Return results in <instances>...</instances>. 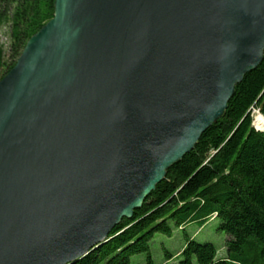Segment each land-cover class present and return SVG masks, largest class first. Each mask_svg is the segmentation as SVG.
<instances>
[{
	"label": "water",
	"instance_id": "water-1",
	"mask_svg": "<svg viewBox=\"0 0 264 264\" xmlns=\"http://www.w3.org/2000/svg\"><path fill=\"white\" fill-rule=\"evenodd\" d=\"M264 0H56L0 81V264H73L223 114Z\"/></svg>",
	"mask_w": 264,
	"mask_h": 264
},
{
	"label": "trees",
	"instance_id": "trees-1",
	"mask_svg": "<svg viewBox=\"0 0 264 264\" xmlns=\"http://www.w3.org/2000/svg\"><path fill=\"white\" fill-rule=\"evenodd\" d=\"M56 0H0V22H11V63L26 43L54 16ZM2 7V8H1ZM2 51L0 48V68ZM264 116V47L258 65L237 82L226 108L200 135L194 147L169 166L132 216L123 218L105 242L73 264H131L144 254L154 264L150 241L155 234L182 230L177 264H264V132L252 126L251 111ZM217 220L225 254L209 242H197L185 226Z\"/></svg>",
	"mask_w": 264,
	"mask_h": 264
},
{
	"label": "rangeland",
	"instance_id": "rangeland-1",
	"mask_svg": "<svg viewBox=\"0 0 264 264\" xmlns=\"http://www.w3.org/2000/svg\"><path fill=\"white\" fill-rule=\"evenodd\" d=\"M11 2V0H10ZM2 8V7H1ZM0 10V12H2ZM11 45V22L8 19H3L0 22V48L2 51L1 65L0 68V78L7 69L8 65L11 63V54L9 48ZM256 109H252L251 118L252 126L254 127V118L257 114L253 113ZM256 131H261L257 130ZM264 132V131H261ZM217 220H212L207 222L202 227L197 223H192L184 227L188 235L193 236V240L203 243L209 242L213 244L216 248L218 257H223L225 254V241L227 239L224 233L218 232L216 230ZM185 238L182 230H176L172 233L171 236H165L162 234H155L152 240L150 241V255L154 264H177L180 260L179 255H175L172 259L169 260L167 253L175 254L177 253L184 245ZM131 264H147L146 257L144 254L135 255L130 257Z\"/></svg>",
	"mask_w": 264,
	"mask_h": 264
},
{
	"label": "bare ground",
	"instance_id": "bare-ground-1",
	"mask_svg": "<svg viewBox=\"0 0 264 264\" xmlns=\"http://www.w3.org/2000/svg\"><path fill=\"white\" fill-rule=\"evenodd\" d=\"M254 125L258 130L264 131V116L257 114L254 118Z\"/></svg>",
	"mask_w": 264,
	"mask_h": 264
},
{
	"label": "built area",
	"instance_id": "built-area-1",
	"mask_svg": "<svg viewBox=\"0 0 264 264\" xmlns=\"http://www.w3.org/2000/svg\"><path fill=\"white\" fill-rule=\"evenodd\" d=\"M253 111H254L253 113H255V112H256V113H259V111H258V110H253ZM254 127L256 128V126H255V125H254ZM255 128H254V129H255ZM256 129H257V128H256ZM257 130H258V129H257Z\"/></svg>",
	"mask_w": 264,
	"mask_h": 264
}]
</instances>
